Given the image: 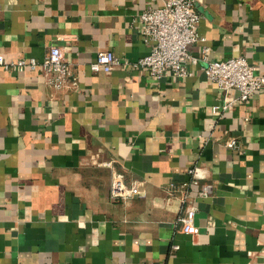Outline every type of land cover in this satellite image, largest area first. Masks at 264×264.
Listing matches in <instances>:
<instances>
[{
	"label": "crops",
	"instance_id": "0c3cea01",
	"mask_svg": "<svg viewBox=\"0 0 264 264\" xmlns=\"http://www.w3.org/2000/svg\"><path fill=\"white\" fill-rule=\"evenodd\" d=\"M161 5L0 0L1 57L41 60L59 45L72 67L57 90L40 70L0 66V264H264V91L237 101L205 63L160 80L135 67L151 52L139 16ZM195 9L205 41L193 55L208 46L264 75V0ZM100 51L132 65L93 72ZM107 161L139 196L111 199ZM188 205L197 235L180 222Z\"/></svg>",
	"mask_w": 264,
	"mask_h": 264
},
{
	"label": "built area",
	"instance_id": "2783aa9c",
	"mask_svg": "<svg viewBox=\"0 0 264 264\" xmlns=\"http://www.w3.org/2000/svg\"><path fill=\"white\" fill-rule=\"evenodd\" d=\"M161 2V6L150 7L139 16L143 39L151 46V52L133 63L135 67L146 69L151 77L160 80L167 73H172L179 78L190 77L194 74L189 68L190 65L205 63L206 66L203 69L207 77L223 91H238L240 95L237 101L245 102L264 91V75L258 74V68L251 65L246 57L213 60L208 46L202 48L199 56L191 53L192 45L205 41L198 31L203 16L196 11L195 0H161ZM130 64L132 65L129 60L121 59L111 51H100L90 68L93 72L108 73ZM0 66L7 70L22 71L27 68L32 71L40 70L46 82L57 90L65 88L72 75L71 63L67 61L59 45L52 46L41 60L32 58L7 62L0 56ZM71 83L74 86L77 84L76 81ZM227 107L228 105L224 109ZM238 144L237 139L229 142L230 147H237ZM103 165L111 169V199L127 201L140 195L139 181H129L125 173L117 169L116 161H107ZM211 191L212 185H204L199 195L208 197ZM195 218V208L188 205L185 214L180 218L186 233L199 234Z\"/></svg>",
	"mask_w": 264,
	"mask_h": 264
}]
</instances>
